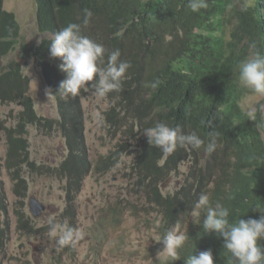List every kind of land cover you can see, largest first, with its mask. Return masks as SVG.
I'll return each mask as SVG.
<instances>
[{"label":"trees","instance_id":"trees-1","mask_svg":"<svg viewBox=\"0 0 264 264\" xmlns=\"http://www.w3.org/2000/svg\"><path fill=\"white\" fill-rule=\"evenodd\" d=\"M35 1L37 30L51 37L26 45L20 43L16 16L5 10L4 0H0V60L17 49L21 59L33 60L57 106V118L38 114L21 62L12 58L0 63V103L19 106L10 125H2L0 120L6 143L5 156L0 158V213L5 216L10 210L2 168L11 180L19 233L37 231L35 220L24 210L29 177L68 176L72 183H67L66 199L71 208V185L78 184L90 169L106 172L118 160L117 150H111L93 162L84 145L85 113L80 109V99L95 93L94 88L81 90L77 96L59 90L65 73L58 68L62 61L50 57L49 47L55 34L68 23L79 24L82 35L105 47L102 66H106L107 53L115 49L120 50L122 61L132 65L123 90L107 95L109 107L101 115L104 125L114 128L121 122L132 132L133 126L146 130L164 122L179 125L185 134L197 133L205 143L210 132L216 133L211 154L203 147L178 146L165 156L148 144L147 137L139 138L131 161L135 186L146 193L148 202L162 208V233L182 215H190L204 193L210 194L213 206L219 203L229 210L230 223L264 214V120L259 111L255 121L248 120L241 103L249 89L239 83L236 70L250 54L252 42L264 54V0H208L209 7L196 13L188 8V0ZM86 11L92 14L87 24ZM156 80L161 83L153 89L150 84ZM29 127L61 133L66 155L57 165L50 167L31 159ZM200 152L206 153L200 171L191 170L175 190L162 192L160 184L176 170L177 163L191 156L198 162ZM210 180L213 187L207 188ZM202 220L203 214L200 224H195L193 217L188 222L189 239L180 250L181 258L167 264H186L188 257L208 249L214 264H233L222 238L214 232L205 233ZM7 230V225L0 227V257ZM258 243L264 246V241Z\"/></svg>","mask_w":264,"mask_h":264},{"label":"rangeland","instance_id":"rangeland-1","mask_svg":"<svg viewBox=\"0 0 264 264\" xmlns=\"http://www.w3.org/2000/svg\"><path fill=\"white\" fill-rule=\"evenodd\" d=\"M35 8V0H4V9L13 12L19 22L22 44H37L41 39L51 37L49 33L37 30ZM12 58L21 62L30 79L29 94L37 113L57 118L56 99L45 84L39 67L31 59H21L19 49L2 58L0 63ZM109 103L107 96L100 98L95 93H86L80 99V109H84L85 113L84 145L93 162L106 156L111 150L120 153L117 154V162L106 172L90 169L78 184L71 185V208L66 199L67 183H72L68 176L58 178L34 174L29 177V192L24 210L35 220L36 232L29 235L18 232L11 180L1 168V179L10 210L5 216L0 213V227L8 226L0 264H154L156 260H164L163 256L157 255L163 248L162 242L154 241L157 234L164 235L162 208L148 202L146 193L136 188L135 172L131 168L133 151L139 144V138L146 137L147 129L138 130L133 126L131 132L128 125L120 124L114 129L104 125L102 120L98 122L97 114L101 117ZM241 104L244 110L248 106H254L264 120V97L249 90ZM18 109L16 104L0 103L2 125H10ZM28 131L30 157L38 164L53 167L65 157V141L59 131L45 133L32 127ZM5 152V138L0 131L1 159ZM203 161H206L205 152L198 154V162L192 156L178 162L176 170L168 174L160 184L161 191L175 190L183 183L188 172L200 171V163ZM206 187L212 188L213 181L210 180ZM33 211H36V216H33ZM51 217L57 223L67 222L74 229H82L85 232L84 238L66 249L59 247L56 244L57 238L51 235L48 223ZM191 219V212L190 215H182L175 224L168 226V231L176 226L185 230Z\"/></svg>","mask_w":264,"mask_h":264},{"label":"clouds","instance_id":"clouds-1","mask_svg":"<svg viewBox=\"0 0 264 264\" xmlns=\"http://www.w3.org/2000/svg\"><path fill=\"white\" fill-rule=\"evenodd\" d=\"M188 8L196 13L209 7L208 0H188ZM91 12L86 11L84 23H88ZM250 54L237 64L239 83L246 89L260 97H264V54H262L255 42L249 45ZM107 50L102 44L97 43L86 35H82L81 26L77 23H68L55 34L49 47L51 58L62 61L58 65L61 72L65 73V79L60 82L59 90L65 94L77 96L81 90L94 88L95 95L104 98L109 93L121 92L126 73L131 68V63L120 59L119 49L107 53L106 66L105 54ZM161 82L156 80L150 84L155 89ZM257 109L254 106L245 108L248 120H256ZM100 122L102 117L97 114ZM148 144L159 148L167 156L172 154L178 146L199 149L201 147L211 154L216 147V133H209V141L205 143L197 133L185 134L179 125L170 126L164 122H157L146 130ZM33 214V213H32ZM205 233L214 232L223 240V248L231 254L233 264H264V246L259 241H264V214L258 219H239L235 223L229 221V210L219 203L212 205L210 194H201L191 212L195 224L201 223ZM33 216H35L33 214ZM51 226V235L56 237L59 247L74 245L82 240L85 232L74 229L67 222L57 223L51 217L48 221ZM189 239L187 231L178 226L173 227L164 235L157 234L154 241L163 244L158 256H163L165 264L181 258L180 250ZM186 264H214L211 249L204 250L198 255H192L186 260Z\"/></svg>","mask_w":264,"mask_h":264},{"label":"bare ground","instance_id":"bare-ground-1","mask_svg":"<svg viewBox=\"0 0 264 264\" xmlns=\"http://www.w3.org/2000/svg\"><path fill=\"white\" fill-rule=\"evenodd\" d=\"M83 118V117H82ZM120 124H121V122H120ZM126 125V124H125ZM122 126V125H121ZM114 129H116V128H114ZM118 144V143H117ZM120 149V148H119ZM125 150H127V149H125ZM124 150V151H125ZM120 152H121V150H120ZM87 153V152H86ZM134 153V152H133ZM115 154V153H114ZM118 154V153H117ZM123 154V153H122ZM126 154H128V155H130L131 154V150H130V154L127 152ZM126 154H125V157H126ZM118 155H120V153L118 154ZM86 156H87V154H86ZM111 158V157H110ZM85 159V158H84ZM88 160V159H87ZM117 161V160H116ZM131 164H132V162H131ZM81 165V164H80ZM88 165V164H87ZM115 165V164H114ZM124 166H126V165H124ZM133 169H134V167H133ZM89 170V169H88ZM141 171V170H140ZM132 172V171H131ZM135 172V171H134ZM140 174V173H139ZM138 174V175H139ZM63 175V174H62ZM77 175V174H76ZM130 175V174H129ZM137 175V174H136ZM131 176V175H130ZM125 177V176H124ZM127 178V177H126ZM97 181V180H96ZM190 198V197H189ZM2 202V201H1ZM4 202V201H3ZM197 202V201H196ZM3 204V203H2ZM2 207V206H1ZM20 208V207H19ZM26 214V213H25ZM139 222H140V220H139ZM3 244V243H2Z\"/></svg>","mask_w":264,"mask_h":264},{"label":"water","instance_id":"water-1","mask_svg":"<svg viewBox=\"0 0 264 264\" xmlns=\"http://www.w3.org/2000/svg\"><path fill=\"white\" fill-rule=\"evenodd\" d=\"M32 202H33V201H32ZM33 214L36 216V214H37L36 211H33Z\"/></svg>","mask_w":264,"mask_h":264}]
</instances>
